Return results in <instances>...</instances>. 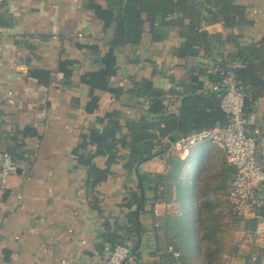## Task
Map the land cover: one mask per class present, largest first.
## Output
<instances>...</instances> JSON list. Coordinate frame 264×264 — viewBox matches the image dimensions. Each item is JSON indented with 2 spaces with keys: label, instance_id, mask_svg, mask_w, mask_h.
<instances>
[{
  "label": "trees",
  "instance_id": "16d2710c",
  "mask_svg": "<svg viewBox=\"0 0 264 264\" xmlns=\"http://www.w3.org/2000/svg\"><path fill=\"white\" fill-rule=\"evenodd\" d=\"M85 6L100 21L102 33L107 34V49L102 54L96 43L76 42L80 48L96 51L93 62L98 64L97 70L85 71L79 77L80 84L87 89V111L93 113L99 108L100 92H107L121 102L128 98L133 103H122V106L140 109L137 115L116 107L96 115L79 133L70 151L76 165L85 169L88 202L98 212H101L98 187L114 169L122 167L128 174L135 175L134 188L129 187L126 192L124 222L119 224L115 219L111 222L109 217H104L100 237L111 248L129 243L130 256H139L143 233L140 214L146 200L143 190L147 187L152 191L154 202L180 204L179 215L166 214L153 228L160 262L193 264L192 256L197 248L202 264H213L220 251L218 234L222 231L220 220L223 218L220 196L226 197L229 218L243 220V229L252 235L264 219V199L253 206V215L238 214L227 197L234 168L227 164L224 156L207 180L201 177L207 158L212 151L220 149L210 142L200 143L204 148L196 164L193 153L180 158L170 152L171 145L181 136L228 123L219 104L224 89L222 79L227 74L232 76L243 96L244 116L252 117L258 100L264 96V34L245 41L232 32L222 35L206 30V26L218 22L226 29L250 24L246 0H87ZM170 32L178 38V43L169 50L170 55L193 63L184 66L181 80L175 81L169 76L173 85L168 89L154 82L158 69L156 62L148 57L140 62L151 65L152 76H130L127 86L113 84L99 75L104 61L110 63V75L116 73L118 49L139 46L145 33L150 43H159ZM222 44H231L234 48L219 49L218 56H214L216 46ZM29 73L38 82L49 83V70L32 68ZM210 83H217L216 89L209 87ZM253 121L247 126L249 134L253 133L255 124H261ZM18 133L22 138L37 134L28 126ZM256 137L263 139L264 132ZM22 144V140L16 141L3 150L16 165L23 156V151L17 150ZM154 156L164 158V170L154 174L140 172V165ZM192 161L196 164L193 174L189 170ZM262 168L264 170V162ZM260 188L264 190V182ZM242 257L244 264H264V246L245 249Z\"/></svg>",
  "mask_w": 264,
  "mask_h": 264
},
{
  "label": "crops",
  "instance_id": "0c3cea01",
  "mask_svg": "<svg viewBox=\"0 0 264 264\" xmlns=\"http://www.w3.org/2000/svg\"><path fill=\"white\" fill-rule=\"evenodd\" d=\"M86 1L6 0L0 9V160L5 146L23 141L17 147L23 156L15 173L0 175V264H100L111 250L100 237L103 218L124 222L126 192L134 188V173L117 167L99 185L98 212L88 202L85 169L76 165L70 154L79 133L96 115L114 107L130 115L140 113V109L122 106L133 103L128 98L121 102L107 92L99 93L95 112L86 109L87 89L79 77L85 71L97 70L98 64L93 62L96 51L80 48L76 42L96 43L101 54L107 49V34L86 8ZM246 3L250 24L226 29L218 22L206 26V30L222 35L232 32L245 41L260 38L264 34V0ZM177 43L173 32L159 43H150L145 33L139 46L128 45L115 52L114 75H110L108 61H104L99 75L127 86L130 76H152L151 65L140 62L148 57L158 69L154 82L168 89L173 85L169 76L181 80L184 66L193 63L170 55V48ZM233 48L231 44L217 45L213 54L218 56L219 49ZM32 68L49 70V83L44 85L32 77ZM252 118L264 123V96L258 100ZM25 126L34 128L37 134L22 138L18 131ZM203 148L198 144L185 151L193 153L197 164ZM139 170L160 173L164 158L154 156ZM143 195L146 200L140 214L143 233L139 256L131 255L124 264H163L155 251L153 228L166 214L179 215L180 204L154 202L147 187ZM253 197L246 217L253 215V206L264 199V190L257 188ZM258 227L264 229V219ZM245 249L248 247L236 248L237 258Z\"/></svg>",
  "mask_w": 264,
  "mask_h": 264
},
{
  "label": "built area",
  "instance_id": "2783aa9c",
  "mask_svg": "<svg viewBox=\"0 0 264 264\" xmlns=\"http://www.w3.org/2000/svg\"><path fill=\"white\" fill-rule=\"evenodd\" d=\"M6 0H0V9ZM224 89L220 94V108L226 114L228 123L193 132L179 137L173 144L187 150L202 142H210L223 151L227 164L234 168L228 189V200L238 214H246L251 206L254 191L264 182V138L256 135L264 132V123L255 124L253 133H247V126L254 123L253 118L243 114V96L235 87L232 76L223 77ZM209 87L216 89L217 83ZM262 125V126H260ZM16 163L10 155L4 153L0 160V175L6 177L15 173ZM263 228L258 227L256 233ZM177 255L176 253H174ZM130 257V244L121 243L111 248L100 264H123Z\"/></svg>",
  "mask_w": 264,
  "mask_h": 264
},
{
  "label": "rangeland",
  "instance_id": "374dc122",
  "mask_svg": "<svg viewBox=\"0 0 264 264\" xmlns=\"http://www.w3.org/2000/svg\"><path fill=\"white\" fill-rule=\"evenodd\" d=\"M216 148L219 149L218 147ZM170 152L174 155L179 156L180 158H185L187 156L186 151L175 146V144L171 145ZM221 156H222L221 150L212 151V155L207 158L205 165L203 166L201 172L202 178H205L207 180L208 177L211 176L216 169H218L219 166L218 164ZM194 161H192L190 164L189 170L191 174H193L195 171ZM220 198H221V204L219 208H221L223 214V218L220 220V222H222L221 223L222 231L218 234L220 236V251L218 253L217 259L214 261L213 264H244L243 257L237 258L236 248H241L242 246V248L254 247L256 249L260 245L264 246V229L263 231L259 230V232L256 233L255 235H252L251 233L245 231L243 229V224H244L243 220L234 221L231 218H229L227 214V203L225 201L226 197L220 196ZM219 208H217L216 210H219ZM203 214L205 216V213ZM246 214H244V216ZM200 246L202 248L201 243ZM194 253L195 254L192 256V263L202 264L201 258H199L198 255L199 250L197 248H195Z\"/></svg>",
  "mask_w": 264,
  "mask_h": 264
},
{
  "label": "water",
  "instance_id": "95a60500",
  "mask_svg": "<svg viewBox=\"0 0 264 264\" xmlns=\"http://www.w3.org/2000/svg\"><path fill=\"white\" fill-rule=\"evenodd\" d=\"M17 171H19V169H17Z\"/></svg>",
  "mask_w": 264,
  "mask_h": 264
}]
</instances>
